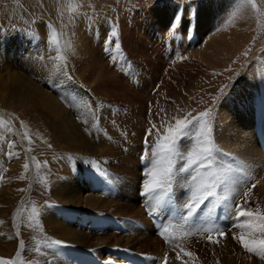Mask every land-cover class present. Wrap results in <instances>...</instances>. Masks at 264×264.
<instances>
[{"label":"rangeland","instance_id":"rangeland-1","mask_svg":"<svg viewBox=\"0 0 264 264\" xmlns=\"http://www.w3.org/2000/svg\"><path fill=\"white\" fill-rule=\"evenodd\" d=\"M63 1L67 4L64 7L65 13L61 15H74L72 19L74 22L67 24V27L59 28L56 18L45 11L42 0H30L32 6L30 21L36 22V27L41 32L39 36L46 38L48 47H53V49L58 47L61 52L60 56H63L65 61L68 60V65L72 66L74 74H77V78L80 79L81 87L95 93L93 94L97 99V118L100 117L102 127L105 125L103 129H106V134L111 138L113 151L111 156H108L110 158H105L108 162L104 159L106 163L102 162L104 154H98L103 156L98 157L101 162L90 170L96 177L94 180L96 184L105 183L103 187H109L113 205L106 211L100 212L101 218L94 220V223L100 227H90L94 236L110 238L108 245L88 248L89 246L83 244L73 249L57 250L58 258L66 260L67 264L99 263V257L102 261L105 259V264H130L129 255L137 256L140 260L144 257L148 258L154 254L158 246L156 242L165 244L163 238L166 236V233L155 234V229L150 226V220L147 224L142 222L143 218L147 217V211L153 210L152 205L155 206L158 199L165 198L176 207L185 208L192 202L194 191L197 195H203L202 189L212 184L217 185L214 189L215 196L223 199L226 204L225 209L231 213L230 218L236 215L235 211L238 207L244 210V206L248 207L250 203L256 205L258 203L259 213L256 216L264 217V203L260 200L262 194L256 193L257 181L250 177L243 178L237 173L229 164V162H236L234 157L228 149L221 148L215 140L223 126L224 118L222 119L221 113H224L225 109L223 94L214 95L212 89L222 80V74H213V66L194 65L189 62L184 65L182 57L179 56L180 53L173 56L172 60L180 65L175 69V73L172 72L171 81L174 80L175 84H182L185 92L182 94L183 98L179 101V105L174 104L172 109L170 108V115L165 116L167 119L162 115L160 91L163 77L165 74L169 75V70L163 73L161 51L163 40H167V43L172 40L171 37L165 38L166 29L163 30L161 19L157 20L152 10L154 7L163 8L166 3L177 1L181 5L180 15L176 13L171 23L182 24L185 23L183 12L191 13L192 8L200 0ZM169 32L170 30L165 33ZM259 32L264 39V17L261 19ZM70 36L76 37L75 39L79 42V44L76 40L72 42L79 46L78 53L73 54L74 47L71 44L68 46L69 43L65 40ZM106 41L110 42L106 43ZM190 50L195 51L196 48L184 50V55L188 60L192 55ZM237 75L232 80L233 86L237 84L240 73ZM36 81L39 86L50 89L47 82ZM200 86H207L209 93L206 97L200 94ZM188 93L190 94L186 97ZM8 113L13 119L15 118L11 112ZM201 113H207V115L194 121L188 129V134L177 141L175 151L185 159L181 160L173 156L175 165L170 181L163 188L148 191L155 182L161 179L162 170L168 167V162L162 152V147L166 144L164 137L168 135V129L175 128L177 120L187 123L199 117ZM15 123L19 138L15 136L12 127L0 118V250H4L0 252V255L11 258L13 253H7L11 250L16 255L20 254L19 264H32V252H35L41 257V261H37V264H49L50 257L45 253L48 254L51 251L45 250L44 244L39 245L38 249L45 253L32 250V223H29L32 217V210H30L32 208V187L29 199L23 205L22 203L26 194L29 193V170L32 169V165L35 170L37 164L35 156L32 155V143L29 141L28 133L21 127L20 122L15 120ZM257 127L258 125L255 126L256 129ZM49 146L43 145L42 148L48 149ZM202 149L209 150L211 166L201 168L199 171L195 165L186 171L182 170L187 163L188 154L192 153L193 158H196ZM204 163L207 165L208 160ZM87 170L86 165L82 170L77 167L74 169V171H83V175H86ZM93 191L98 194L100 189ZM244 193L248 195L245 196ZM208 204L212 203L209 201ZM215 204L221 207L220 202H215ZM210 208L211 206H207L204 212ZM17 212V225H14L12 218ZM187 212L186 208L184 213L187 214ZM172 213L173 207L166 212L168 219L172 218ZM112 217L121 225H112ZM249 219L250 222L253 221V217ZM260 220V223H264L262 219ZM165 226L168 225L165 224ZM116 227H119L121 232H118ZM174 227L182 232L180 230L181 234L168 232L167 236L174 240H171L169 248L166 244L164 247L170 251L168 254L174 264L183 263L186 256H189L190 261H197L204 257L202 250L211 247L209 240L218 239L220 241L223 238L222 235H218L210 236L211 239L208 237L204 239L198 237L196 232L192 237L189 232L191 230L184 233V229ZM145 229L147 231L151 229V233L149 237L144 238L140 234ZM138 230L139 234L133 233ZM213 231L217 233L216 230ZM205 232L208 236V232ZM263 236L260 238L264 239ZM127 237L130 238L128 241H126ZM20 239L22 241L19 250ZM133 250L147 255L141 259L139 254ZM261 258L264 260V256ZM167 259L164 261L162 258V261H158L157 264H166ZM205 261L208 264H222L216 255ZM225 261L231 262L232 260L226 258ZM259 262L262 263V261Z\"/></svg>","mask_w":264,"mask_h":264},{"label":"bare ground","instance_id":"bare-ground-1","mask_svg":"<svg viewBox=\"0 0 264 264\" xmlns=\"http://www.w3.org/2000/svg\"><path fill=\"white\" fill-rule=\"evenodd\" d=\"M42 3L45 11L56 18L59 28L74 22L73 14L61 15L65 13L64 7L67 4L63 0H42ZM31 7L30 0H0V118L12 127L17 138L19 133L15 120L20 122L32 143V155L35 156L37 166L34 170L32 165V171L29 170V193L22 203L29 199L32 187V217L29 220L32 223V250L45 253L38 249L39 245L44 244L45 250L51 251L45 253L50 257L49 264H67L66 260L58 258L57 250L73 249L83 244L88 248L108 245L110 238L94 236L90 227H100L94 220L101 218L100 212L109 209L113 201L109 187H103L105 183L96 184V177L91 170L101 162L98 157L103 156L98 154H104L102 162L106 163L108 161L105 158H110L108 156H111L113 149L111 138L103 129L105 125L102 127L100 117L97 118L95 93L81 87L80 79L74 74L72 66L68 65V60L60 56L58 47L50 48L46 45V38H40L41 32L36 22L30 21ZM194 7L191 13L183 12L185 23L175 25L171 22L176 13L180 15L181 9L177 1L152 10L153 16L157 20L161 19L163 30H170L169 33L164 32L165 38L171 37L172 40L168 43L163 40L161 51L163 73L169 70V75H163L160 91L162 115L166 118L170 108L174 104L179 105L185 92L182 84H175L173 79L171 81L172 72L180 65L172 60L173 56L180 53L184 65L189 62L213 66V74H222L223 77L213 87V94H223L225 109L221 113L223 126L215 140L221 148L230 151L236 162L229 164L237 173L243 178L250 177L257 181L256 193L262 194L260 200L264 203V39L259 32L264 17V0H200ZM75 38H65L68 46L71 44L74 47L73 54L79 51V46L72 43ZM194 47L195 51L190 50V60L186 59L184 50ZM239 73V80L233 86L232 80ZM36 80L47 82L50 89L39 86ZM200 89V94L206 97L209 93L207 86H200ZM43 145L50 146L45 149ZM85 165L88 167L86 175H83V171H74L76 167L82 170ZM98 189V194L94 193L93 190ZM248 207L244 206V210L253 209L252 222L249 217L238 219L234 215L230 218L228 210L226 212V209L220 208V216L215 220L214 207L207 223L224 231L222 240H209L211 247L202 250L204 257L190 261L189 256H186L183 263L179 264H208L205 260L213 255L219 257L222 264H264L261 258L264 255L249 252L239 240V236L243 235L245 239L258 241L264 235L255 228L261 221L256 216L259 213L258 203H250ZM17 216L18 212L12 218L14 225H17ZM148 220L146 217L142 222L147 224ZM201 220L202 217L198 215L196 222L189 227L198 233V237L206 239L207 227L199 223ZM179 225L174 222L173 226ZM150 226L155 229L151 222ZM166 227L167 233L180 230ZM133 233L139 234V230ZM149 233L151 229H145L140 235L145 238L149 237ZM129 239L127 237L126 241ZM57 240L63 243L54 244ZM156 243L158 246L154 254L148 258L140 260L137 256L129 255L130 264H157L162 261L168 248L165 249L162 242ZM7 253H13V256L7 258L0 255V264L5 260L9 264H19V253L16 255L11 250ZM38 255L32 252V264L41 261ZM224 257L232 261L226 262ZM170 258L166 264H174Z\"/></svg>","mask_w":264,"mask_h":264},{"label":"snow or ice","instance_id":"snow-or-ice-1","mask_svg":"<svg viewBox=\"0 0 264 264\" xmlns=\"http://www.w3.org/2000/svg\"><path fill=\"white\" fill-rule=\"evenodd\" d=\"M113 35H115V33H113ZM108 42L110 41H106V43ZM206 115L207 113H201L199 117H195L193 120L187 121V123H185L182 120H177L175 128L168 129V135L164 137V139L166 140V144L162 147V152L164 154L165 159L168 162V167L162 170L161 179L155 182L154 185L148 189V191H155L156 189L163 188L165 184H167L170 181L173 168L175 165V161L172 159V157L177 156L181 160L185 159V157H183L180 153L175 151L177 141L181 139L183 136L188 134V129L193 125L194 121H197ZM209 156H210V153L208 149H202L200 154L197 155L196 158H193V154L189 153L187 157V163L185 164L182 170L186 171L189 167H192L194 165L197 167V171H199L201 168H204V167H210L211 160L209 159ZM205 160H208L207 165H205L204 163ZM216 186H217L216 184H212V185H208L207 187L203 188L202 189L204 193L203 195H197V192L194 191L192 202L186 205V208L188 209L187 216L183 217V219L187 220L196 211V209H198L200 205L203 204L209 197L215 196L216 193L214 189ZM244 195L247 196L248 193H244ZM236 215L238 218L239 217L251 218L254 215V213H252L251 211H245L242 209V207H238L236 209ZM260 219L264 220V217H260ZM245 223H248V221H245ZM240 226L244 227V224H241ZM248 226L253 227V225L251 224H248ZM255 228H257L262 234H264V223L255 225ZM224 234H225L224 231L220 230V235H224ZM209 239H211V237H209ZM239 240L249 252H257L258 254L264 255V239H260L258 241L248 240V239H245L243 235H241L239 236ZM53 243L61 244L63 242L57 240V241H54ZM3 264H9V262L5 260L3 261Z\"/></svg>","mask_w":264,"mask_h":264}]
</instances>
